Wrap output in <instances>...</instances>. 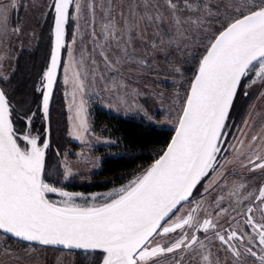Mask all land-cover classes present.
Here are the masks:
<instances>
[{"label":"snow or ice","instance_id":"1","mask_svg":"<svg viewBox=\"0 0 264 264\" xmlns=\"http://www.w3.org/2000/svg\"><path fill=\"white\" fill-rule=\"evenodd\" d=\"M9 3L13 10L18 6V0ZM0 9V43L9 31L20 37L22 28L9 30L7 8ZM41 13L42 20L51 17L43 88L36 89L45 120L58 75L65 84L71 81L75 102L88 64L94 79L107 80L108 90L127 88L125 73L152 68L158 56L182 76L188 66L191 77L166 150L99 201L45 181L49 140L17 132L0 87V231L48 248L95 254L93 264H264V122L257 127L246 119L244 126L255 132L242 129L244 139L226 143L238 92L247 95L245 85L257 82L264 87V0H51ZM82 30L94 47L87 58L81 47L77 59L69 49L83 41ZM5 59L11 57H0V69ZM0 80L9 77L0 72ZM81 111L82 100L78 117ZM87 132L80 119L73 135L80 139ZM229 163L245 168L255 186L243 176L229 182L235 175ZM202 192L217 195L207 204Z\"/></svg>","mask_w":264,"mask_h":264},{"label":"rangeland","instance_id":"2","mask_svg":"<svg viewBox=\"0 0 264 264\" xmlns=\"http://www.w3.org/2000/svg\"><path fill=\"white\" fill-rule=\"evenodd\" d=\"M216 2L219 3L221 0H216ZM49 3H51V0H18V6L13 10L9 0H0V5H5L7 8L4 13L8 18L7 28L10 30L17 25L22 28V35L20 37L11 35L9 31L3 43H0V57H11V59L4 60L3 68L0 69V72L4 76L9 77V80H0V83L4 85L9 93L13 92V77L17 72L19 60L36 51L42 50L43 52L41 66L35 78L38 112L32 117L31 124L25 128L26 132L30 131L32 135L39 136L42 142L45 140V135L40 130L34 129L36 123L34 118H37L39 114L41 115V92L36 89L41 88L43 85L41 77L46 70L51 45V17H48L47 20L41 19V9L46 10V6ZM0 11H4V9H0ZM99 20L100 15L98 13L97 22ZM73 35L76 34L73 33ZM79 35L83 37V41L78 39L77 45H70L69 50L75 49L74 54L79 59L80 50L83 47L87 50L85 52V57L87 58L88 52H91L94 45L88 39L86 31L82 30ZM93 58L99 63L100 58L98 55L93 53ZM64 63L65 65L68 63L66 57ZM93 67L91 64L87 65L89 75L86 77L85 88L83 93L77 94L75 102H73L71 95L73 91L71 81L65 84L64 76L60 74L57 84L58 95L64 98L66 103L68 129L64 147L56 149L55 145H53L54 147L49 146L46 158L45 181L67 192H71L66 187L70 184L90 181L92 174L100 169L103 160L104 155L100 154L98 149L114 144L113 140L100 137V135L93 132L90 111L94 105H99L115 115L137 116L144 118L149 123L164 125L167 128H172L174 133L175 122L183 106V97L187 89L188 78L191 76V72L186 70L188 66L182 68L184 72L182 76L171 71L170 65L158 56L152 68H145L141 71L133 70L131 74L125 73L127 88L108 90L106 87L107 80L101 81L98 78H93ZM252 79H255V77H252ZM244 90L247 92V96L245 97V95L239 93L240 96L238 95L229 117L227 125L228 138L226 141L229 146L237 144L239 140L244 139L241 134L242 129L244 133L248 134L255 132V128L250 133L249 128L244 126L246 119L249 121V124L252 121H256L257 127L260 123L264 122V95H261V93H264V87L257 82L252 87L245 85ZM81 100L83 101V111H81L78 117L77 112L80 109ZM25 118L27 119V117ZM80 119L87 121L88 132L82 138L77 139L73 135V131L74 126L78 125ZM26 121H19V125H23V122L26 124ZM22 129L24 128L22 127ZM73 145H76L77 148H74ZM246 146L247 140H245V151H247ZM229 151L230 149L222 152L221 159L225 155H228ZM103 154L110 155L112 153L105 151ZM229 159L231 160L232 156L229 155ZM66 168H70L72 172V175L67 178L65 176ZM227 169L235 173V175L228 177L229 182L243 176L250 181V186H255L257 183V180H253L252 175L245 168H242L239 163H229ZM122 186L107 192L82 194L85 197L96 196L99 201L110 193H114ZM209 186H211V182ZM217 192H213L211 196L202 192V196L206 199L207 204L212 202ZM49 198L56 201L63 199L58 194H49ZM77 202L84 203L85 201L78 199ZM218 248L219 243L216 242V247H213L212 251L215 253ZM29 253L31 254L29 255ZM220 256L222 259H226L228 254L221 252ZM95 259V254L87 256L75 252L70 253L36 247L11 240L0 233V264H93ZM228 264H231L230 260ZM249 264H251V261H249Z\"/></svg>","mask_w":264,"mask_h":264},{"label":"trees","instance_id":"3","mask_svg":"<svg viewBox=\"0 0 264 264\" xmlns=\"http://www.w3.org/2000/svg\"><path fill=\"white\" fill-rule=\"evenodd\" d=\"M42 57L43 52L40 50L19 60L17 72L13 77V92L9 93L0 83V87L4 88L14 107L13 111L19 114V117L25 118L38 112L35 78ZM90 118L93 132L100 137L113 140L114 144L98 149L100 154L104 155L100 169L92 174L89 182L66 186L71 192L84 194L107 192L126 184L154 163L167 148L173 136L172 128L149 123L137 116L115 115L99 105L91 108ZM34 119L36 121L34 129L40 130L43 134L45 130L43 117L39 114ZM22 127L26 128L24 122ZM67 129L66 103L64 98L59 97L56 88L50 112V145H55L56 149L64 147ZM73 147L77 148L76 145ZM105 151L112 154H103Z\"/></svg>","mask_w":264,"mask_h":264},{"label":"water","instance_id":"4","mask_svg":"<svg viewBox=\"0 0 264 264\" xmlns=\"http://www.w3.org/2000/svg\"><path fill=\"white\" fill-rule=\"evenodd\" d=\"M59 76L57 77V83L55 85V88H54V92H53V96L50 100V106H49V115H48V119L45 120L44 117H43V113H42V109H41V104H40V112H41V115L44 119V123H45V130H44V134H45V139H48L49 140V145H50V112H51V106H52V102H53V98H54V94H55V91H56V88H57V84H58V80H59ZM43 88V85L42 87ZM237 97V96H236ZM236 100V99H235ZM235 103V102H234ZM175 135V131L173 133V136ZM172 136V137H173ZM171 141V140H170ZM170 143V142H169ZM166 150V149H165ZM46 158H47V151H46ZM45 167H46V159H45ZM1 234L5 235L6 237L10 238V239H13L15 241H18L20 243H23V244H27V245H32V246H36V247H43V248H48V247H45V246H42V245H39V244H35V243H29V242H26V241H22V240H19L18 238L14 237V236H11L10 234H6V233H3L2 231H0ZM48 249H54V250H59V251H67V250H61L59 248H48ZM68 252V251H67ZM75 252V251H73ZM75 253H78V252H75Z\"/></svg>","mask_w":264,"mask_h":264},{"label":"flooded vegetation","instance_id":"5","mask_svg":"<svg viewBox=\"0 0 264 264\" xmlns=\"http://www.w3.org/2000/svg\"><path fill=\"white\" fill-rule=\"evenodd\" d=\"M238 95H239V92H238V94H237V97H236V100H237V98H238ZM240 96V95H239ZM247 95H245V97H246ZM236 100H235V102H236ZM235 104V103H234ZM231 114V113H230ZM12 118H13V124H14V127H15V129L17 130V132L18 133H21V134H23V133H25L27 130H25V128L24 129H22V125L20 126L19 124H20V122L19 121H24L25 120V118L24 117H19V114H17V113H15V112H13V114H12ZM21 127V128H20Z\"/></svg>","mask_w":264,"mask_h":264}]
</instances>
